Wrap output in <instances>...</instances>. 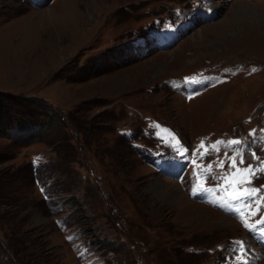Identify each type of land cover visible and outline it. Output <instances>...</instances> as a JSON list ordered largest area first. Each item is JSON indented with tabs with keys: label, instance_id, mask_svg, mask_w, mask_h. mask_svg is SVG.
Instances as JSON below:
<instances>
[{
	"label": "rangeland",
	"instance_id": "rangeland-1",
	"mask_svg": "<svg viewBox=\"0 0 264 264\" xmlns=\"http://www.w3.org/2000/svg\"><path fill=\"white\" fill-rule=\"evenodd\" d=\"M0 94L70 117L79 151L41 181L55 137L0 138V264H264V0H0ZM233 156L254 230L216 179Z\"/></svg>",
	"mask_w": 264,
	"mask_h": 264
},
{
	"label": "trees",
	"instance_id": "trees-1",
	"mask_svg": "<svg viewBox=\"0 0 264 264\" xmlns=\"http://www.w3.org/2000/svg\"><path fill=\"white\" fill-rule=\"evenodd\" d=\"M8 103H13L16 107L21 108L22 111L18 110L19 114L18 112H16L17 114L10 113L8 111ZM71 121L74 122V125L76 124L74 119ZM68 123H70V117H68V119L66 117H61V115L46 102L30 97H11L0 94V138L10 140L13 143V147L17 145L22 147L27 144L25 143L26 141H33L39 136L50 137L53 135L55 137L54 141L50 142V144L57 147L54 151L58 159L63 160L65 166L60 168L59 164L53 163L52 165L51 161L50 164L49 162L47 163L48 165H39L37 168L38 173L36 175L41 178V181H46L45 178L50 180L55 178L49 173V175L45 174L47 173L46 169L48 166H52V170L54 169L55 171L61 173V176L57 178L63 179L62 176L65 177V179L72 178V174L74 172L72 171L70 164H72V162H77L79 158V151L77 148H71L68 144H66L68 139L66 132H61L62 130L57 132V129L66 127ZM21 138H24V140ZM70 179L66 180L68 181ZM66 180L64 182H66ZM56 183L58 185L61 181L56 180ZM69 191L70 189H68V192Z\"/></svg>",
	"mask_w": 264,
	"mask_h": 264
},
{
	"label": "snow or ice",
	"instance_id": "snow-or-ice-1",
	"mask_svg": "<svg viewBox=\"0 0 264 264\" xmlns=\"http://www.w3.org/2000/svg\"><path fill=\"white\" fill-rule=\"evenodd\" d=\"M253 71H255V69H253ZM252 134H254V133H252ZM172 142H173V146H178L179 145V141L176 140L174 135L172 136ZM221 143H223V142L222 141H217L216 145H212L211 147L218 151L219 150L218 145H220ZM227 143H228V145H232V144H238V143H240V141L233 140V141H228ZM203 147H204V142L201 141V144L198 146V148H203ZM184 151H187V150L185 149ZM205 154H206V152L205 153H201V156H203ZM229 159H230V168L235 169V171L234 172H230V173H226L222 177H218L216 179L218 181L222 179L225 182L224 183V188H225V190H227L226 191L227 199H225V204L229 208L233 209L234 211H236L238 213V217L240 219H242V221L244 223V226L246 228H248L249 230H254L256 226L252 225V224H249L247 222V220L244 218L245 217V211L243 210V208H250V205H244L243 208L240 205H237V206H235L233 208V205L231 203H229V200H231V201H240V200L246 199L248 197H253V196L257 195V193L259 192L258 189H255V188H243V189H240L238 187V185H242L246 181L250 182V177L254 174L255 170L251 166L246 167V168L237 167L236 157L235 156L230 157ZM240 163L241 164L244 163L242 156L240 158ZM217 167L223 168L224 167V161H220L217 164ZM211 168H212V165H209L205 169V171L210 173L211 172ZM230 181H234L235 183H231ZM198 187L201 190L209 191V189H204L202 184H199ZM196 191H197V189L194 188L193 189V194H195ZM262 202H264V197H260V199H258L256 201L257 209L255 211H251L250 215H252V216L256 215V213L259 211V206H260V204ZM257 224H264V218H262L261 220H258ZM261 233H264V229H261ZM241 246H242V244H241ZM239 259H243V257H239Z\"/></svg>",
	"mask_w": 264,
	"mask_h": 264
},
{
	"label": "bare ground",
	"instance_id": "bare-ground-1",
	"mask_svg": "<svg viewBox=\"0 0 264 264\" xmlns=\"http://www.w3.org/2000/svg\"><path fill=\"white\" fill-rule=\"evenodd\" d=\"M203 208H204V207H203ZM204 210H205L206 212L210 213V214L212 213V211H210V210H208V209H206V208H205ZM206 214H207V213H206Z\"/></svg>",
	"mask_w": 264,
	"mask_h": 264
}]
</instances>
